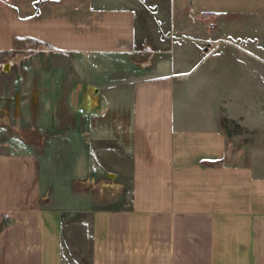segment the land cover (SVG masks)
<instances>
[{"label": "crops", "instance_id": "obj_1", "mask_svg": "<svg viewBox=\"0 0 264 264\" xmlns=\"http://www.w3.org/2000/svg\"><path fill=\"white\" fill-rule=\"evenodd\" d=\"M75 1L0 0V53L17 52L22 42L80 55L132 53L134 10ZM208 1L195 8L209 12ZM257 1L216 2L255 10ZM180 64L161 60L144 78L100 87L104 108L130 113L125 145L123 138L94 136L96 162L129 172L134 193L131 208L92 214L90 264H264V177L226 160L225 134L195 111L202 106L181 99L187 86L176 74ZM105 140L111 145H97ZM107 148L115 154L107 157ZM37 176L33 166L0 157V264H69L60 214L40 208Z\"/></svg>", "mask_w": 264, "mask_h": 264}, {"label": "rangeland", "instance_id": "obj_2", "mask_svg": "<svg viewBox=\"0 0 264 264\" xmlns=\"http://www.w3.org/2000/svg\"><path fill=\"white\" fill-rule=\"evenodd\" d=\"M216 1H208L206 13L195 8L197 0L89 2L134 10L138 39L132 53L80 55L24 42L17 52L0 53V157L38 171V203L59 212L69 264H90L94 212L132 207L131 174L109 171L92 149L94 136L123 138V145L128 136L130 112L104 108L108 98L100 87L144 78L158 61L181 63L176 74L187 86L181 99L202 106L195 111L225 134L229 164L264 177V0L257 1L259 11ZM105 143L111 145H97ZM114 154L107 148V157Z\"/></svg>", "mask_w": 264, "mask_h": 264}, {"label": "bare ground", "instance_id": "obj_3", "mask_svg": "<svg viewBox=\"0 0 264 264\" xmlns=\"http://www.w3.org/2000/svg\"><path fill=\"white\" fill-rule=\"evenodd\" d=\"M16 126V125H15Z\"/></svg>", "mask_w": 264, "mask_h": 264}]
</instances>
